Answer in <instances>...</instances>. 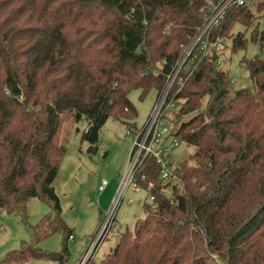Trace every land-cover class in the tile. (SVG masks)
Instances as JSON below:
<instances>
[{"label": "trees", "instance_id": "trees-1", "mask_svg": "<svg viewBox=\"0 0 264 264\" xmlns=\"http://www.w3.org/2000/svg\"><path fill=\"white\" fill-rule=\"evenodd\" d=\"M217 1L0 0V211L26 212L38 197L52 203L55 219L36 225V239L64 234L59 251L22 243L0 264H66L72 231L53 186L66 151L64 119L87 118L88 151L97 149L109 117L133 129L129 92L164 91L183 46ZM256 13L264 14V0L231 6L204 40L245 48L247 38L233 29L250 26ZM255 32L264 51V32ZM200 45L163 109L168 117L167 108L176 107L172 134L195 147L191 161L172 166L171 184L154 154L142 158L134 183L154 199L99 264H264V57L243 59L253 87L233 90L220 53ZM169 185L171 196L163 190Z\"/></svg>", "mask_w": 264, "mask_h": 264}, {"label": "rangeland", "instance_id": "rangeland-1", "mask_svg": "<svg viewBox=\"0 0 264 264\" xmlns=\"http://www.w3.org/2000/svg\"><path fill=\"white\" fill-rule=\"evenodd\" d=\"M256 16L250 26L237 24L233 29L234 34L242 32L247 38L245 48L231 51L232 40L228 39L227 44L222 43L224 46L221 50L222 60L219 64L222 69L229 70L234 81L233 90H238L241 87H253L252 79L243 59L249 60L257 55H263L259 42L253 40V37L256 30L259 33L264 32V14L256 13ZM158 65L160 67L161 62ZM128 96L137 109L136 118L130 120L133 129L130 132L123 121L109 117L100 130L98 146L94 151H88L90 144L83 138V133L88 128L86 117L79 120L70 117L64 119L62 123L60 139L66 147V151L53 186L60 198L61 217L71 229L73 236L68 241L70 256L66 264H78L89 247L87 238L97 232L102 214L109 211L127 172L136 135L144 128L157 101L158 90L152 88L141 97V89L136 88L130 91ZM167 111L168 117L162 116L158 122L162 140L160 143H155L153 148L163 150L170 165L176 166L183 160L191 161L190 156L195 151V147L172 134L174 123L171 117L177 109L171 104ZM175 140L177 145L168 150ZM103 179L108 181V186L101 191L98 189V185ZM171 179L163 180V182L174 184L175 180ZM125 187L122 200L116 209L114 225L117 226V229L111 232L98 247L89 264H99L115 245L120 233L126 230L133 233L137 219L144 218L146 215L144 202L146 199L151 201L150 191L136 186L133 182ZM163 190L171 196L172 185L164 187ZM107 201L109 204L106 206L103 202ZM101 202L105 207H102ZM100 210L102 214H100ZM49 215L55 219L52 203L38 197H31L28 200L26 212L1 210L0 260L9 251L21 248L22 243L37 244L46 251H59L64 238L62 231H56L38 240L35 237L36 225ZM29 264L58 263L53 260L38 259L29 261Z\"/></svg>", "mask_w": 264, "mask_h": 264}, {"label": "built area", "instance_id": "built-area-1", "mask_svg": "<svg viewBox=\"0 0 264 264\" xmlns=\"http://www.w3.org/2000/svg\"><path fill=\"white\" fill-rule=\"evenodd\" d=\"M260 0H218L217 2H210L208 6V14L203 22V24L198 28V31L192 41L188 43L187 45H184L183 53L179 57L177 64L172 71L168 75V80L165 86L164 91L158 96L157 101L150 113V115L147 118V121L144 124V128L142 132L137 133L136 140L133 146V150L131 153L130 163L127 169V172L123 178V181L121 183V186L119 190L117 191L116 196L114 197V200L112 202L111 207L109 208V211L105 214H102L101 216V222L100 227L97 230L95 234L92 236H89L87 238V242L89 244V247L87 249V252L85 255L80 259L78 264H89L93 257L94 253L98 249V247L105 241L108 237V235L115 231L117 229V226L114 225V222L116 220V209L119 206L121 200H122V194L123 190L126 188L125 186L134 183V173L136 169L138 168L141 160L143 157H145L147 154L152 153L156 156L157 161H159L162 164V170H161V178L163 180L170 179L172 175V165H170L169 159L165 157L164 151L161 149H154L153 145L155 143L161 142V132L158 128V122L159 119L163 116V109L164 104L167 103V96L170 92L171 87L173 86L175 80L177 79L181 69L187 62L188 58L192 55L194 48L201 43L200 48L202 50H210L212 48H216L217 52L220 53V57L218 59V62L220 63L221 58V50L223 49V44L225 39L221 38L219 39V43H212L208 44L204 37L208 34H210V31L213 27L219 25L222 19H224L228 9L233 5H243V4H249ZM263 57H264V51H263ZM166 129V128H165ZM128 131L131 132V129L129 128ZM174 145H177V141L175 140L173 144L168 148H172ZM178 165V164H177ZM176 165V166H177ZM108 186V181L103 179L101 184L99 185V189L103 191ZM169 196V195H168ZM151 201L154 199V196H150ZM72 235L69 239H72ZM27 264V263H26Z\"/></svg>", "mask_w": 264, "mask_h": 264}, {"label": "crops", "instance_id": "crops-1", "mask_svg": "<svg viewBox=\"0 0 264 264\" xmlns=\"http://www.w3.org/2000/svg\"><path fill=\"white\" fill-rule=\"evenodd\" d=\"M101 182H102V180H101ZM101 182L99 183V185L101 184ZM99 185H98V189H99ZM100 190V189H99ZM105 190V189H104ZM102 203V202H101ZM104 203V205H108L109 204V201H107V202H103ZM103 203H102V207H105L104 205H103ZM100 214H102V211L100 210ZM32 261H36V260H32ZM27 264H29V262L27 263Z\"/></svg>", "mask_w": 264, "mask_h": 264}]
</instances>
